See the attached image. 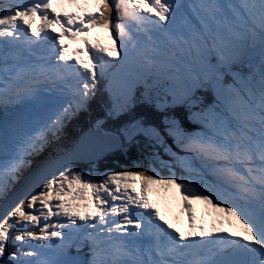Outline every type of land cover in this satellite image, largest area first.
Masks as SVG:
<instances>
[{
	"label": "snow or ice",
	"instance_id": "obj_1",
	"mask_svg": "<svg viewBox=\"0 0 264 264\" xmlns=\"http://www.w3.org/2000/svg\"><path fill=\"white\" fill-rule=\"evenodd\" d=\"M82 3L0 0V264H264V0ZM149 185L176 190L186 228Z\"/></svg>",
	"mask_w": 264,
	"mask_h": 264
},
{
	"label": "trees",
	"instance_id": "obj_2",
	"mask_svg": "<svg viewBox=\"0 0 264 264\" xmlns=\"http://www.w3.org/2000/svg\"><path fill=\"white\" fill-rule=\"evenodd\" d=\"M83 125H86V122L83 123ZM184 125H187V123H185ZM78 134L79 132H77V135L73 136L71 140H60L59 143L67 146L72 140L78 137ZM125 147L127 149L126 152L123 149H119L118 152L110 156L107 162H99V167L97 169H99V171L111 169L120 170L121 167L129 166L132 161L140 159L141 150L139 147H137L136 144L126 145ZM79 166H82V168L85 170L89 168L87 164H81Z\"/></svg>",
	"mask_w": 264,
	"mask_h": 264
},
{
	"label": "rangeland",
	"instance_id": "obj_3",
	"mask_svg": "<svg viewBox=\"0 0 264 264\" xmlns=\"http://www.w3.org/2000/svg\"><path fill=\"white\" fill-rule=\"evenodd\" d=\"M81 1H82V0H81ZM54 5H55V4H54ZM89 6H90V8H89L88 11H94V8L92 7V5L89 4ZM72 7H73V6H69V5H67V4H65V5H60V7H58L57 9H55V11H56V12H62V13H66V12H68V13H74V11L72 10ZM92 32H94V33H98V34L102 37V39H101V45H105V46H109V45H111L112 41H111V39L109 38V36H108L107 33L103 32L102 30H98V29H97V30H93ZM78 47H79V48H83L84 45L81 44V43H78ZM185 123H186V122H185ZM186 126H187V125H186ZM106 162H107V161H106ZM98 166H99V164H95V169H96V171H97V167H98ZM90 167H92V165H90L89 168H90ZM89 168H88L87 170H83V169H81V170L87 172V171L89 170ZM97 172H99V171H97ZM157 191H161V193L164 194V196H163V197H160V198H161V200H162V199L164 200L165 204H179V198H177V197H172V196H174L175 193H176V190H175L174 188L169 187L167 190H165V188L162 187V186H158V185H149V193H150V192H153L152 195H155V192H157ZM169 192H170V193H169ZM199 207H200V205H199ZM209 211H211V210H210V209H207V210H206V213L209 212ZM221 215H223V214H221ZM231 218H234V217H231Z\"/></svg>",
	"mask_w": 264,
	"mask_h": 264
},
{
	"label": "bare ground",
	"instance_id": "obj_4",
	"mask_svg": "<svg viewBox=\"0 0 264 264\" xmlns=\"http://www.w3.org/2000/svg\"><path fill=\"white\" fill-rule=\"evenodd\" d=\"M81 6H84L83 5V3H82V1H81ZM58 7H60V5H54V10L55 9H57ZM89 8H90V6L89 5H87V10H89ZM72 10L74 11V12H76L77 11V8L75 7V6H73L72 7ZM89 40H91L92 42H95V43H99V44H101V39H102V37L98 34V33H94V32H91V33H89ZM67 40V39H66ZM105 46V45H104ZM76 47H77V45H76ZM75 47V48H76ZM170 193V192H169ZM157 194V193H156ZM148 195H149V199L154 203V204H156V206L159 208V207H163V209L165 210V211H167L166 212V214H164L165 216H166V218H169L170 216H172L173 215V223H177V217L179 218V225H180V227L182 226V224L183 223H187L186 222V218L184 217V215L182 214V212H181V209H180V207H179V204H164V202H162V200L161 199H159V198H153V197H151L152 196V194L150 193H148ZM172 197H177V198H179L178 197V194L177 193H175V195L174 196H172ZM199 206V204H196L195 205V209H196V212H198V214H200V212L201 213H203V214H205V212H204V209H203V207H198ZM235 220V219H234Z\"/></svg>",
	"mask_w": 264,
	"mask_h": 264
}]
</instances>
